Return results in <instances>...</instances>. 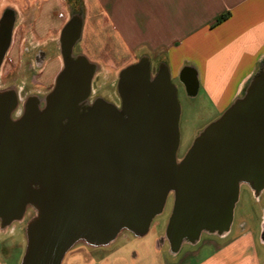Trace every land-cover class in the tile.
<instances>
[{
	"label": "water",
	"instance_id": "obj_1",
	"mask_svg": "<svg viewBox=\"0 0 264 264\" xmlns=\"http://www.w3.org/2000/svg\"><path fill=\"white\" fill-rule=\"evenodd\" d=\"M66 28L46 107L13 122L17 96L0 95V221L10 226L28 208L36 214L22 264H62L78 242L107 246L123 231L143 237L170 194L173 250L226 233L241 186L264 190V68L178 161L181 106L167 69L153 76L144 58L120 72L121 109L91 103L94 66L73 56L80 19ZM181 81L196 95L193 79L183 73Z\"/></svg>",
	"mask_w": 264,
	"mask_h": 264
},
{
	"label": "crops",
	"instance_id": "obj_2",
	"mask_svg": "<svg viewBox=\"0 0 264 264\" xmlns=\"http://www.w3.org/2000/svg\"><path fill=\"white\" fill-rule=\"evenodd\" d=\"M79 4L81 34L73 56H83L94 66L92 94L102 72L99 64L107 56L108 61L125 64L122 70L145 58L156 73L164 66L171 79H181L183 73L193 79L194 96L181 81L187 95L195 98L203 91L216 111L224 113L264 68V0H79ZM6 8L17 12L18 24L37 32L33 42L42 46L51 34L59 41L71 20L72 0H0V13ZM223 16L226 19L218 23ZM101 47L111 49L105 52ZM239 202L240 196L230 229L223 235L205 232L175 251L164 234L144 255L122 245L133 235L123 231L107 246L85 244L87 257L92 258L87 264H143L146 257L159 264H264V190L243 203L241 214ZM1 245L0 241V264H21L23 253L17 261L14 253L7 255L9 243L7 249Z\"/></svg>",
	"mask_w": 264,
	"mask_h": 264
},
{
	"label": "rangeland",
	"instance_id": "obj_3",
	"mask_svg": "<svg viewBox=\"0 0 264 264\" xmlns=\"http://www.w3.org/2000/svg\"><path fill=\"white\" fill-rule=\"evenodd\" d=\"M20 35H25L23 36L25 37V41L23 40V37L20 38ZM47 37L48 39H56V36L53 34L48 35ZM35 39H37V32L35 30L24 28L23 31H17V37L14 38V43L9 52V59L11 62L4 68V75H1L5 80V85L3 87H14L15 85L21 86V81L24 80L29 86L28 95L35 96V88L40 89V87H38L39 84L50 85L55 82L59 72L63 68V60L60 56V43L57 41V39L54 41L57 46L54 49L53 55H51L52 58L47 61V63L42 67L43 70L41 71L42 68L38 67V65L35 63H33L31 66L28 64L27 56L24 53L27 48H30V51H34L39 47L35 46V44H37L36 42H33ZM39 42L41 43V41ZM42 42L45 44L46 40H42ZM101 48L105 52L111 49L108 47ZM107 58L110 57L107 56L105 62L99 64V70L102 72L98 75L93 84L91 102H93V100L96 98H103L111 104L116 105L119 103V96L117 94L119 75L125 64L108 61ZM28 69L34 70L33 72L35 76L33 78H26L28 75ZM172 83L177 88L178 100L181 106V117L179 123L180 141L177 152V159L178 161H181L186 156L199 134L207 126L219 119L223 113L216 111L215 107L211 104L209 97L203 91H201L197 97L190 98L187 95V92L185 91L179 76L175 78L172 77ZM0 85L2 84L0 83ZM39 91H44V89H40ZM245 92L242 96H244ZM93 97L95 99H93ZM248 190L249 189L246 186H242L237 214H241V211H239V209H241L240 207L243 205V203L251 198L250 192ZM174 201V195L170 194L167 198L164 211L153 220L149 233L146 236L139 239L133 235H128L129 233L127 231L123 232L128 233V236H126V239H124L125 242L122 243V245L126 249L130 250L131 253L137 251L144 255L148 254L149 248L154 246L157 240L161 238V235L166 234V229L174 207ZM31 210L32 208H28L25 216L20 221L14 222L10 226L2 227L0 225V231H3L2 234H0V241L2 242L1 246L7 249L6 245L9 243L11 248L7 251V255L14 253L17 261L20 257V254L23 253V260V257L26 253L27 230L29 228V224L36 216L35 212ZM206 237L207 236H204V239ZM114 246L115 245H112L113 248ZM117 246L118 245H116L115 248ZM183 249H187V246H184ZM88 250L89 248L86 247L85 243L77 244L65 256L62 264H87V262L92 260V258H89V256L87 257ZM164 258L167 259L168 255L164 254ZM151 262L152 261H150L148 257L143 260V264H151ZM152 263L159 264L158 261H154Z\"/></svg>",
	"mask_w": 264,
	"mask_h": 264
},
{
	"label": "flooded vegetation",
	"instance_id": "obj_4",
	"mask_svg": "<svg viewBox=\"0 0 264 264\" xmlns=\"http://www.w3.org/2000/svg\"><path fill=\"white\" fill-rule=\"evenodd\" d=\"M81 15H82V8L80 7L79 0H72L71 20L72 21L73 20H79ZM18 20H19V15L17 14V12L15 10H13L11 8H6L0 13V72H1L0 78H2V76L4 75L3 70L6 67V65H9L11 62V60L9 59V52H10V49L12 48L13 43H14V38L17 37V31H21V30L23 31L24 30L23 25L18 24V22H19ZM69 32L70 33L65 32V34L67 36H70V34H71V36H72L74 33L72 27L69 30ZM23 36H25V35H20V38H22ZM61 37L59 38V43H60V49L62 51L61 45L62 46H64V45L62 43L63 40ZM23 40L25 41V37H23ZM54 41H56V40L48 39V40H46L45 44H43L42 46H39L34 51H30V48H27L24 51V53L27 56L28 64L31 66L33 63H35L36 65H38V67L42 68L47 63V61L52 58L51 55H53L54 49L57 46ZM61 54H62V52H61ZM42 70H43V68L41 69V71ZM33 71L34 70H32V69H28L27 70L28 75L26 78H29V77L33 78L35 76ZM155 74H156V71H152V75L154 76ZM187 78H188V80L189 79L191 80L190 77H187ZM0 80H1L0 83L2 84V85H0V95L5 94V93L10 91V92L15 93L17 96V101H18L17 106L14 109V111H12V113H11V119L13 122L20 121L27 114V111H33L34 107H36L40 110H43L46 107L48 94L55 87V82H53V84H50V85L39 84L38 87H40V89H44V91H39L40 89L35 88V90H36L34 93L35 96H30V95H28V92H29L28 87L29 86L24 80L21 81V86L15 85L14 87H3L5 85V83H4L5 80L3 78ZM117 94H118V92H117ZM37 96H39V97H37ZM118 96H119V103L116 104L115 106L117 108L121 109L123 103H122V99L120 98L119 94H118ZM91 98H92V96H91ZM91 98H90V102H91ZM93 99H95V98L93 97ZM93 102H94V100H93ZM248 191L250 192L251 195L256 196L254 191H252V190H248ZM0 225L2 226L1 221H0ZM77 244H84V243L78 242Z\"/></svg>",
	"mask_w": 264,
	"mask_h": 264
},
{
	"label": "trees",
	"instance_id": "obj_5",
	"mask_svg": "<svg viewBox=\"0 0 264 264\" xmlns=\"http://www.w3.org/2000/svg\"><path fill=\"white\" fill-rule=\"evenodd\" d=\"M224 19H226L225 16L221 17V18L218 20V23L222 22ZM263 236H264V234H263Z\"/></svg>",
	"mask_w": 264,
	"mask_h": 264
},
{
	"label": "built area",
	"instance_id": "obj_6",
	"mask_svg": "<svg viewBox=\"0 0 264 264\" xmlns=\"http://www.w3.org/2000/svg\"><path fill=\"white\" fill-rule=\"evenodd\" d=\"M62 16V15H61Z\"/></svg>",
	"mask_w": 264,
	"mask_h": 264
}]
</instances>
